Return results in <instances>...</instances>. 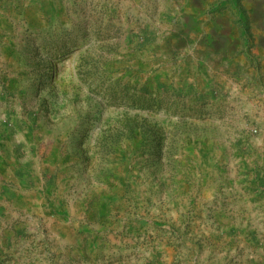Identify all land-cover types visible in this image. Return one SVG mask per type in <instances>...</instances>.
<instances>
[{"label": "rangeland", "instance_id": "obj_1", "mask_svg": "<svg viewBox=\"0 0 264 264\" xmlns=\"http://www.w3.org/2000/svg\"><path fill=\"white\" fill-rule=\"evenodd\" d=\"M0 264H264V0H0Z\"/></svg>", "mask_w": 264, "mask_h": 264}]
</instances>
